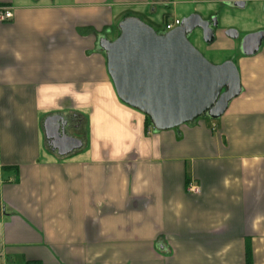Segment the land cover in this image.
I'll use <instances>...</instances> for the list:
<instances>
[{"label": "crops", "instance_id": "0c3cea01", "mask_svg": "<svg viewBox=\"0 0 264 264\" xmlns=\"http://www.w3.org/2000/svg\"><path fill=\"white\" fill-rule=\"evenodd\" d=\"M0 7L13 15L0 22V264H264V42L244 56L240 40L225 36L240 8L223 0ZM174 8L186 9L174 20L216 18L209 50L236 53L224 61L236 65L241 91L218 120L154 133L118 100L98 42L117 36L127 12L162 31ZM53 117L80 148L62 155L50 144L44 125Z\"/></svg>", "mask_w": 264, "mask_h": 264}, {"label": "water", "instance_id": "95a60500", "mask_svg": "<svg viewBox=\"0 0 264 264\" xmlns=\"http://www.w3.org/2000/svg\"><path fill=\"white\" fill-rule=\"evenodd\" d=\"M232 2L244 8L243 0ZM264 11V5H263ZM216 18L203 20L191 14L180 25L157 34L139 18L129 17L118 24V36L100 39L108 77L118 100L145 116L156 132H165L190 124L201 117L218 120L229 103L239 96L240 77L232 60L220 64L207 61L188 41L196 29L206 45L215 41ZM225 36L238 40V33L227 30ZM264 42V30L240 40V53L252 56ZM51 118L44 125L45 136L62 155L81 147V142L67 138L64 126Z\"/></svg>", "mask_w": 264, "mask_h": 264}, {"label": "rangeland", "instance_id": "374dc122", "mask_svg": "<svg viewBox=\"0 0 264 264\" xmlns=\"http://www.w3.org/2000/svg\"><path fill=\"white\" fill-rule=\"evenodd\" d=\"M257 6L256 2H250L249 4L246 5L245 8L242 9H232V11H230V17H231V21H228L227 23L232 24V26L234 28H229V30H234L236 32H239L238 34L241 37L246 36V34L248 33H252L254 31H261L264 29V11H263V3L262 6L257 7V9H255ZM191 9V8H190ZM185 10L184 8H174L173 11L170 12L169 17L167 18L168 23H171L174 21L175 18H182L183 15L185 14ZM164 22H166V18L163 20L162 23H160V25H162ZM246 33V34H245ZM116 35L113 36L111 38V41L113 39H115ZM242 38H238V40H241ZM198 46V45H197ZM212 46V45H211ZM203 47V46H202ZM201 46H198V48L201 50L200 52L205 53L203 55V57L209 61L212 62L213 64H220L222 63L227 57L232 56V58H234L236 55V53H231V52H227V53H217L216 51L213 52H204L205 50L202 48ZM202 53V54H203ZM124 105V104H123ZM126 106V105H125ZM201 118H207L209 120L208 117H201ZM200 118V119H201ZM154 130V129H153ZM154 133H157L154 130Z\"/></svg>", "mask_w": 264, "mask_h": 264}, {"label": "built area", "instance_id": "2783aa9c", "mask_svg": "<svg viewBox=\"0 0 264 264\" xmlns=\"http://www.w3.org/2000/svg\"><path fill=\"white\" fill-rule=\"evenodd\" d=\"M13 17L12 12L9 9L6 8H2L0 7V22H7L10 21ZM180 25V20H174L171 23H167L166 25H164L163 31L166 33L176 27H178ZM187 191L191 194H198L199 193V189H197L196 186L194 185H188L187 187Z\"/></svg>", "mask_w": 264, "mask_h": 264}, {"label": "flooded vegetation", "instance_id": "af4514ba", "mask_svg": "<svg viewBox=\"0 0 264 264\" xmlns=\"http://www.w3.org/2000/svg\"><path fill=\"white\" fill-rule=\"evenodd\" d=\"M212 17H209L207 19H203V20H207V21H211ZM217 29V28H216ZM216 29L214 30V32L216 31ZM264 30V29H263ZM202 35L199 29L194 30L189 36H188V41L190 42V44L203 56L205 53H201L200 49L198 48V46H203L202 48L205 50L204 52H211V50H209V47L211 45H206L203 41H202ZM198 45V46H197ZM212 63V62H210ZM66 126V125H65ZM65 126H64V132H65ZM54 141H51V145L53 144Z\"/></svg>", "mask_w": 264, "mask_h": 264}, {"label": "trees", "instance_id": "16d2710c", "mask_svg": "<svg viewBox=\"0 0 264 264\" xmlns=\"http://www.w3.org/2000/svg\"><path fill=\"white\" fill-rule=\"evenodd\" d=\"M129 17H136L137 18V15L136 14H134V13H131V12H127V13H125L124 14V16H123V18H122V20H124V19H126V18H129ZM167 24V22H164L163 24H162V26H164V25H166ZM150 27H152L153 29H154V31L157 33V34H164L165 32L163 31V29H162V31H159L158 29H157V27H155V26H152L151 24H148ZM118 29V28H117ZM119 33V32H118ZM118 33H117V36H118ZM116 36V37H117ZM145 117V116H144ZM145 121H146V125L147 126H151V124H150V122H149V120L145 117ZM247 264H249V260L247 259Z\"/></svg>", "mask_w": 264, "mask_h": 264}]
</instances>
